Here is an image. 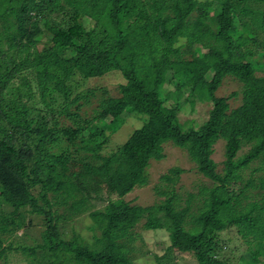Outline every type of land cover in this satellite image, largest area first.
I'll use <instances>...</instances> for the list:
<instances>
[{
    "label": "trees",
    "instance_id": "obj_1",
    "mask_svg": "<svg viewBox=\"0 0 264 264\" xmlns=\"http://www.w3.org/2000/svg\"><path fill=\"white\" fill-rule=\"evenodd\" d=\"M108 72L124 82L99 100V113L77 112L91 88L63 101ZM228 80L239 91L218 95ZM200 101L211 105L207 119L183 127L179 113ZM130 113L145 115L142 126L101 153L106 131ZM63 116L70 124L59 122ZM219 140L220 171L211 157ZM164 145L186 152L210 181L183 200L175 183L185 170L172 167L154 186L163 199L125 201L147 182ZM116 174L126 183L112 199ZM102 190L106 204L93 209ZM0 202V260L12 247L6 239L33 213L41 242L18 247L29 256L45 250L46 264H134L120 239L140 222L167 231V250L189 253L196 264H226L221 251L231 240L220 232L233 230L247 248L240 263L264 264V0H0ZM82 214L100 232L91 245L61 237L60 223Z\"/></svg>",
    "mask_w": 264,
    "mask_h": 264
},
{
    "label": "rangeland",
    "instance_id": "obj_2",
    "mask_svg": "<svg viewBox=\"0 0 264 264\" xmlns=\"http://www.w3.org/2000/svg\"><path fill=\"white\" fill-rule=\"evenodd\" d=\"M201 1L206 0H183L185 4L197 5ZM41 30V26L38 27V31ZM42 43H38L37 47L41 48ZM124 79L118 72H108L103 77L97 80H90L88 84H81L74 92L69 96L70 101L73 99L76 93L86 90V88H91L93 90V96H90L88 102L78 100V103H82L79 110L77 111L81 117L87 119L91 118L93 115L99 113L102 109L99 106V100L110 96H116L118 92V85L123 83ZM35 84L32 82V91H34ZM205 89V88H204ZM240 86H238L233 80H228L223 82L221 89L218 91V95L228 96L232 91H239ZM240 95L236 97H230L229 104L230 107H236L240 103ZM60 101V102H63ZM77 103V104H78ZM9 104H5L7 107ZM10 106V105H9ZM76 105L72 106L73 110ZM211 105L207 101H200L197 103V109L194 112H189L185 109L183 112L179 113V121L182 126L187 128L190 125V120H193L195 126H198L202 121L207 119L208 112ZM116 113L114 111L108 112L105 116L106 121L115 117ZM141 116V117H140ZM135 113H130L123 117V121L120 126L113 132L106 131L107 140L104 144L101 153H110L119 147L126 139L131 135V133L140 128L145 120V115H140ZM59 122L61 124H70L69 119L66 117H60ZM189 123V124H188ZM15 124H17L15 122ZM214 152L212 153V158L217 164L216 169L221 170L222 160L224 159V141L219 140L213 146ZM249 146H244L238 151L237 155H242L247 152ZM164 157L161 160H151L149 167L147 169V182L143 186L135 187L130 192L121 196L125 201H129L130 204H140V205H151L159 199H163V196L155 193L154 186L160 181V175L165 173L168 169L172 167H178L185 170L180 174L179 180L175 183L176 191L182 196L184 200L188 192H196L204 183H208L210 180L202 176L201 173L195 168V164L190 161L186 152L178 150L172 146L164 145ZM250 166H254L251 163ZM249 169L244 171V174H248ZM258 173L254 175L257 177ZM126 183V180L119 176L118 174L113 177L114 191L109 195L110 198L116 199L119 197L121 188ZM230 186V185H229ZM228 186V187H229ZM239 184L231 185L233 188H238ZM252 190L256 193H260L261 189L252 187ZM103 201H98L93 209H100L106 204L105 198L107 193L102 190ZM183 203V202H182ZM6 208L5 204L0 202V210ZM141 222L137 223L133 228V234L130 239L122 238L120 240L126 241L128 246L132 249L131 254L133 256L134 264H196L194 258L189 253H183L178 251H168L167 247L169 245L168 232L159 230H144L141 228ZM187 228V226L185 227ZM43 229L42 221L40 217L36 214H27L24 218V222L21 228H18L11 236L6 240L11 242L12 247L8 252L5 260H0V264H46L50 261V257H45L49 254L44 252L45 250L36 249L33 255L29 256L27 253L23 252L18 246H35L37 243L41 242L40 232ZM60 233L64 240L71 239L73 235H78L85 243L91 245L94 243L95 238L99 236V230L94 226L91 219L87 214H82L75 217L70 222L60 223ZM181 233V236H184ZM220 237L222 239L231 240L228 248L221 251V258L226 264H241L239 258L245 255L246 245L241 243V239L238 235L234 233L233 230H227L220 232ZM46 253V254H44ZM260 259H262L260 257Z\"/></svg>",
    "mask_w": 264,
    "mask_h": 264
}]
</instances>
